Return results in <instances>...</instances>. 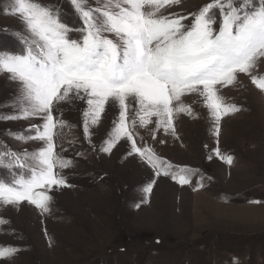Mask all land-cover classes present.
Listing matches in <instances>:
<instances>
[{
    "label": "rangeland",
    "instance_id": "374dc122",
    "mask_svg": "<svg viewBox=\"0 0 264 264\" xmlns=\"http://www.w3.org/2000/svg\"><path fill=\"white\" fill-rule=\"evenodd\" d=\"M42 2L62 6L67 23L79 25L68 0ZM210 2L180 0L161 12L189 16ZM11 9L12 0H0V49L17 52L20 45L11 33L22 23ZM252 75L264 76V58ZM17 87L7 74L0 75V112L13 111L8 105ZM218 89L226 104L240 109L221 119L218 136L198 93L182 97L191 114L174 117V134L158 129L155 117L141 127L138 106L132 102L128 109L127 123L136 121L137 147L150 148L174 170L191 169L185 185L171 176L157 177L124 138L111 152L100 150L111 138L118 106L106 105L86 138V102L70 97L56 105L54 117L67 126L57 130L62 134L55 138V151L71 161L57 172L68 186L49 191L47 213L27 202L0 206V219L7 221L0 224V247L20 249L0 264H264V91L247 74ZM40 123L0 121V141L20 152L36 151L41 142L20 143L6 133L27 134L30 124ZM217 149L233 163L216 156ZM0 175L10 179L6 169ZM149 183L152 191L145 194Z\"/></svg>",
    "mask_w": 264,
    "mask_h": 264
},
{
    "label": "snow or ice",
    "instance_id": "6c2138e0",
    "mask_svg": "<svg viewBox=\"0 0 264 264\" xmlns=\"http://www.w3.org/2000/svg\"><path fill=\"white\" fill-rule=\"evenodd\" d=\"M79 25L68 24L62 6L42 0H12L11 14L22 29L12 31L17 52L0 49V75L17 84V94L0 112V121L33 120L27 134H6L20 143L39 141L36 151L20 152L0 141V206L27 202L42 213L50 211L53 187H67L57 169L71 165L59 156L55 138L66 122L53 115L56 105L79 99L86 102L83 131L97 126L106 105L118 106L119 117L103 152H111L122 138L131 151L154 170L171 176L180 185L189 184L192 170L173 168L147 147H137L133 136L136 121L127 123L134 102L136 116L144 127L155 117L156 127L167 133L177 114H191L182 97L198 93L213 118L215 134L224 116L238 112L218 94L220 87L237 82L238 74L251 75V82L264 91V76L252 75L264 58V0H212L189 16L164 15L161 10L180 0H68ZM218 10V11H217ZM184 21H188L185 23ZM228 165L233 157L216 150ZM19 169L18 173L16 170ZM152 183L143 188L151 193ZM7 221L0 219V224ZM20 251L0 247V259Z\"/></svg>",
    "mask_w": 264,
    "mask_h": 264
},
{
    "label": "bare ground",
    "instance_id": "6f19581e",
    "mask_svg": "<svg viewBox=\"0 0 264 264\" xmlns=\"http://www.w3.org/2000/svg\"><path fill=\"white\" fill-rule=\"evenodd\" d=\"M184 191V190H183Z\"/></svg>",
    "mask_w": 264,
    "mask_h": 264
}]
</instances>
